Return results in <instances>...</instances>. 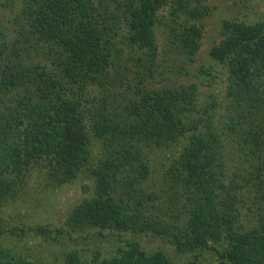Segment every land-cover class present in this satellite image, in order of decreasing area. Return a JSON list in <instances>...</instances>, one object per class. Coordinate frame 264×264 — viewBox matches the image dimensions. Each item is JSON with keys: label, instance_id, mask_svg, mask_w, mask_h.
Listing matches in <instances>:
<instances>
[{"label": "trees", "instance_id": "trees-1", "mask_svg": "<svg viewBox=\"0 0 264 264\" xmlns=\"http://www.w3.org/2000/svg\"><path fill=\"white\" fill-rule=\"evenodd\" d=\"M211 9L205 0H0V264H46L11 243L28 233L121 241L107 254L67 249L61 264H176L138 234L190 253L183 264L207 249L215 264H264V18L222 21L209 54L227 70L225 95L202 99L197 82L177 80ZM78 178L89 180L86 195L60 226L8 224L2 211L31 180L55 188ZM248 202L257 210L245 225L238 208Z\"/></svg>", "mask_w": 264, "mask_h": 264}, {"label": "rangeland", "instance_id": "rangeland-1", "mask_svg": "<svg viewBox=\"0 0 264 264\" xmlns=\"http://www.w3.org/2000/svg\"><path fill=\"white\" fill-rule=\"evenodd\" d=\"M212 8L211 13L202 19L204 23V32L202 43L199 51L194 56V62L190 63L189 75L180 78L177 82L195 81L199 87L200 97L203 99L210 93L215 95L219 101H222L225 95L227 85L226 68L211 58L209 51L212 45L220 41V27L224 19H239L246 21H256L264 18V0H205ZM163 42V36L158 34V43ZM162 60L163 55L159 56ZM211 67L210 74H202L198 72L199 67ZM178 79V77H176ZM89 183L86 178H78L75 181L58 187L43 186L41 180H31L21 196V200L13 203L11 207L4 209L3 215L9 221L10 225H19L23 223L29 224H51L52 226H60L64 220V216L69 208L81 199L86 193L82 185ZM254 196V192L246 194L247 199ZM166 193L162 198L166 199ZM156 201H159L157 199ZM256 205L248 202L246 205L238 208L239 223L250 225L255 223ZM15 211L21 213V217L14 215ZM73 236L78 235L72 233ZM138 239L141 246L146 251L162 249L166 256L176 264H183L191 254L188 252H179L174 246L165 240L151 235L133 236ZM11 243L17 244L18 252L27 253L33 258L44 260L46 264H61L60 258L62 252L74 247H89L96 250L98 247L104 254L112 253L118 245L121 244L116 237L100 238L95 237L85 243H76L74 239L64 237L58 242H49L41 236L28 233L20 236H13ZM87 252H90L88 249ZM199 264H215V255L212 249L205 250Z\"/></svg>", "mask_w": 264, "mask_h": 264}]
</instances>
